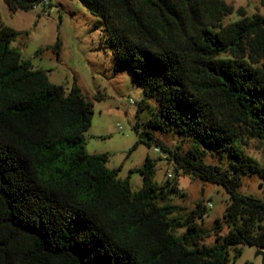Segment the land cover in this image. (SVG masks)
I'll list each match as a JSON object with an SVG mask.
<instances>
[{
    "label": "trees",
    "instance_id": "obj_1",
    "mask_svg": "<svg viewBox=\"0 0 264 264\" xmlns=\"http://www.w3.org/2000/svg\"><path fill=\"white\" fill-rule=\"evenodd\" d=\"M40 1L5 0L11 12ZM79 1L143 89L135 115L154 102L131 150L158 146L174 171L221 186L229 200L203 229L207 208L171 204L184 193L154 181L148 156L129 171L141 176L132 192L106 154L85 151L92 103L22 59L10 47L19 32L0 21V264H226L239 245L264 250V199L239 191L245 175L264 181V166L242 150L249 139L264 145V16L224 0ZM154 129L190 145L170 149ZM207 152L227 165L206 164Z\"/></svg>",
    "mask_w": 264,
    "mask_h": 264
},
{
    "label": "rangeland",
    "instance_id": "obj_2",
    "mask_svg": "<svg viewBox=\"0 0 264 264\" xmlns=\"http://www.w3.org/2000/svg\"><path fill=\"white\" fill-rule=\"evenodd\" d=\"M234 8L244 7L248 16H264V0H224ZM237 19L235 14L227 17L224 23ZM0 21L7 27L19 32L10 47L19 50L22 59L28 60L34 69L43 70L51 83L69 89L76 84L84 97L92 103L90 127L84 132V147L88 154H106L105 164L109 170L120 167L117 177L128 180L130 190L137 191L141 186V176L130 170L139 168L146 156L156 161L154 181L161 185L171 174L184 196H171L169 202L187 210L201 201L207 208L202 228L210 230L214 221H221L229 197L225 190L209 182H203L174 171L172 163L160 148L147 147L139 143L131 150L139 135L134 128L136 121L143 122L149 116V108L135 115L137 104L143 97V89L137 83L127 67H117L111 53L107 36L103 30V20L89 14L79 0H42L34 8L11 12L5 2L0 0ZM59 42L58 50L54 45ZM141 128V127H140ZM155 137L173 148L181 143L183 150L190 140L181 139L171 133L152 130ZM244 155L251 157L260 166H264V145L249 139L242 146ZM228 157L211 155L203 158L206 164L225 167ZM239 191L243 194L264 199V181L257 174H248L241 178ZM211 205V207L208 206ZM222 232H226V227ZM211 243L212 238L206 240ZM240 254L233 258L234 249H230L226 264H264L257 249L239 245ZM264 252V250H263Z\"/></svg>",
    "mask_w": 264,
    "mask_h": 264
},
{
    "label": "built area",
    "instance_id": "obj_3",
    "mask_svg": "<svg viewBox=\"0 0 264 264\" xmlns=\"http://www.w3.org/2000/svg\"><path fill=\"white\" fill-rule=\"evenodd\" d=\"M154 151H155V152H158V148H157V147H154ZM166 176H167V178H171V174H170V173H167ZM208 206L211 207L210 204H208Z\"/></svg>",
    "mask_w": 264,
    "mask_h": 264
},
{
    "label": "water",
    "instance_id": "obj_4",
    "mask_svg": "<svg viewBox=\"0 0 264 264\" xmlns=\"http://www.w3.org/2000/svg\"><path fill=\"white\" fill-rule=\"evenodd\" d=\"M257 254L258 255H261L263 257V259H264V252H263V250L258 249Z\"/></svg>",
    "mask_w": 264,
    "mask_h": 264
}]
</instances>
